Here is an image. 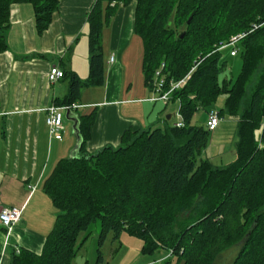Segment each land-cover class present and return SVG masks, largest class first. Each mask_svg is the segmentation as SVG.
Wrapping results in <instances>:
<instances>
[{
  "label": "trees",
  "instance_id": "16d2710c",
  "mask_svg": "<svg viewBox=\"0 0 264 264\" xmlns=\"http://www.w3.org/2000/svg\"><path fill=\"white\" fill-rule=\"evenodd\" d=\"M132 1L144 84L152 91L162 79L168 91L185 79L169 100L179 103L183 126L125 132L117 148L88 155L84 145L95 113L77 116L78 154L61 159L44 184L59 214L41 253L22 250L12 264H72L95 222L98 247L109 234L116 241L126 232L142 242L144 255L164 251L163 264H173V258L210 264L234 243L240 248L233 264H264V0H96L88 15V79L82 83L62 73L61 80H69L68 102L58 107H72L84 85L102 83L101 28L114 13L112 3ZM20 3L32 6L38 34L58 9V0H0V54L7 49L10 7ZM241 34L245 37L230 46ZM223 47L241 52L234 81L219 80L227 68ZM220 96L225 101L219 116L237 119L236 158L214 168L208 160L197 163L210 135L191 121L199 110L211 111Z\"/></svg>",
  "mask_w": 264,
  "mask_h": 264
},
{
  "label": "crops",
  "instance_id": "0c3cea01",
  "mask_svg": "<svg viewBox=\"0 0 264 264\" xmlns=\"http://www.w3.org/2000/svg\"><path fill=\"white\" fill-rule=\"evenodd\" d=\"M95 2L58 0V9L41 34L29 3L10 7L7 49L0 54V210L22 211L20 221L10 231L0 226V264H12L13 255L22 250L39 255L59 214L45 194L44 184L58 162L69 157L75 138L65 113L61 140L49 138L45 110L68 102L69 80L50 83L48 73L58 68L64 74L76 75L82 83L87 81L88 15ZM111 7H115L114 13L100 31L102 83L84 85L71 102L78 107L72 111L74 115L95 113L84 145L88 155L104 147L117 148L125 132L164 129L170 127L168 121L173 117L176 121L171 127L179 121L178 113L162 120L166 109L162 103L170 102L151 101V91L144 84L143 45L134 33L135 2H114ZM220 119L209 135L227 125V118ZM140 255L133 264H163L166 258V253L156 259Z\"/></svg>",
  "mask_w": 264,
  "mask_h": 264
},
{
  "label": "rangeland",
  "instance_id": "374dc122",
  "mask_svg": "<svg viewBox=\"0 0 264 264\" xmlns=\"http://www.w3.org/2000/svg\"><path fill=\"white\" fill-rule=\"evenodd\" d=\"M237 37V36H235ZM234 37V38H235ZM232 51H236V56H230ZM142 57V51L140 54V58ZM221 61L226 62L227 68L220 75L219 80H228L234 81L238 74L241 71L242 67V56L239 48L226 47L221 50ZM264 65V61L262 66ZM255 78L253 79L252 84L247 87V94L249 95L251 92V88ZM224 101L225 96H220L217 101L211 106L209 110H214L218 112L221 109H224ZM163 109L166 107L165 114L162 120L167 118V115H175L179 110V103L170 102L165 105L162 103ZM207 110H199L195 113L191 125L193 126H202L205 124L206 119L205 113ZM227 125L220 126L216 131L215 135L210 134V140L207 148L197 157V163L200 160H209L215 167H225L229 165L236 158L235 152V144L237 143V134H236V122L237 119L226 117ZM176 121L175 117H173L170 121H168V125L171 127L172 123ZM163 130V129H162ZM234 159V160H233ZM179 220L185 219V215H178ZM176 230V226H175ZM99 223H92L88 228V238L81 246L79 254L75 258L72 264H133L137 262L138 256L140 255V250L142 248V242L132 236L128 235L126 232H122L118 238V240H113L112 235L109 234L103 244L98 247V237H99ZM240 245L238 243H234L233 245L228 246L223 249L219 253H217L214 259L210 264H233L237 253L239 251ZM100 252L101 261L98 262V252ZM159 254V255H158ZM165 252L160 250L157 253L151 255V259H156L159 256H164ZM145 260H147V256H145ZM173 264H183L182 262H178L177 258L172 259ZM152 264H161L159 261L153 262Z\"/></svg>",
  "mask_w": 264,
  "mask_h": 264
},
{
  "label": "built area",
  "instance_id": "2783aa9c",
  "mask_svg": "<svg viewBox=\"0 0 264 264\" xmlns=\"http://www.w3.org/2000/svg\"><path fill=\"white\" fill-rule=\"evenodd\" d=\"M245 34L238 35L233 38L230 46H234L239 40L243 39ZM225 48V47H223ZM222 48V49H223ZM235 51L231 52V56H235ZM113 62V58L110 60ZM158 75V74H156ZM63 77L62 72L58 68H53L48 73V80L50 83H55L59 79ZM185 81L182 80L179 83L171 84L170 89L168 91H164V81L162 79H156L153 83V89L151 91L152 98L151 101L157 102H169L171 92L179 87V85ZM77 106L68 107H55L52 106L46 109L47 117H46V125L48 127V135L50 139L61 140L62 131H63V121H64V113L70 110H76ZM179 121L174 125L176 128H181L183 126L180 117L178 116ZM221 119L218 112L211 110L206 114V129L208 132H213L216 130L220 123ZM21 209L18 208H2L0 210V226L6 231H10L21 218ZM19 253V252H17Z\"/></svg>",
  "mask_w": 264,
  "mask_h": 264
},
{
  "label": "water",
  "instance_id": "95a60500",
  "mask_svg": "<svg viewBox=\"0 0 264 264\" xmlns=\"http://www.w3.org/2000/svg\"><path fill=\"white\" fill-rule=\"evenodd\" d=\"M182 37V36H181ZM65 120L69 121L72 124V133L75 138V146L72 150V152L69 155V158H75L78 154L79 148L81 146V135L79 132V121L77 115L72 114L70 111L65 112Z\"/></svg>",
  "mask_w": 264,
  "mask_h": 264
}]
</instances>
